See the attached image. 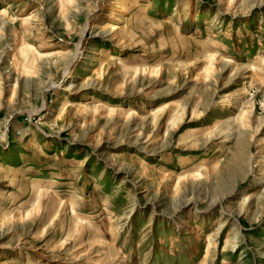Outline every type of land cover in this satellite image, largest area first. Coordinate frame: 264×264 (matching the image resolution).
<instances>
[{
    "label": "rangeland",
    "instance_id": "1",
    "mask_svg": "<svg viewBox=\"0 0 264 264\" xmlns=\"http://www.w3.org/2000/svg\"><path fill=\"white\" fill-rule=\"evenodd\" d=\"M0 264H264V0H0Z\"/></svg>",
    "mask_w": 264,
    "mask_h": 264
},
{
    "label": "bare ground",
    "instance_id": "2",
    "mask_svg": "<svg viewBox=\"0 0 264 264\" xmlns=\"http://www.w3.org/2000/svg\"><path fill=\"white\" fill-rule=\"evenodd\" d=\"M144 16H147V10L145 9V14ZM252 71L254 72L255 75L262 77V73L255 67L252 68ZM263 78V77H262ZM208 163H210V161H203L201 164L205 167V165H207Z\"/></svg>",
    "mask_w": 264,
    "mask_h": 264
}]
</instances>
